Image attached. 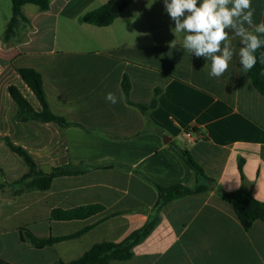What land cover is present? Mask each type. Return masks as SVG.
I'll return each mask as SVG.
<instances>
[{
	"label": "crops",
	"instance_id": "0c3cea01",
	"mask_svg": "<svg viewBox=\"0 0 264 264\" xmlns=\"http://www.w3.org/2000/svg\"><path fill=\"white\" fill-rule=\"evenodd\" d=\"M49 1L44 11L33 3L23 5L28 20L20 22L8 42L0 35V152L10 150V139L33 158H46L35 160L38 170L46 172L80 160L124 165L58 176L47 190L18 193L20 186L11 183L19 178L8 180L3 167L2 181L8 184L0 189V257L15 264L71 261L95 243L123 240L149 215H158V224L134 247L133 257L117 264H264V221L244 229L214 186L156 211L158 191L143 177L163 185L195 186L194 171L171 142L189 150L216 186L264 203V95L242 70L241 38L227 30L233 56L228 70L216 78L209 74L210 60L183 48L188 33L173 31L163 0H129L108 26L86 23L83 16L110 0ZM252 9L254 25L264 22V0H252ZM173 40L175 47L170 46ZM21 67L42 74L55 113L90 131L18 120L9 85L26 91L39 108L17 72ZM125 75L134 102L150 103L155 89H161L148 122L125 100ZM109 92L116 95V104L106 100ZM38 125L50 132L40 133ZM94 203L104 209L87 218H52L55 208ZM22 226L38 236L86 232L36 249L20 240Z\"/></svg>",
	"mask_w": 264,
	"mask_h": 264
},
{
	"label": "trees",
	"instance_id": "16d2710c",
	"mask_svg": "<svg viewBox=\"0 0 264 264\" xmlns=\"http://www.w3.org/2000/svg\"><path fill=\"white\" fill-rule=\"evenodd\" d=\"M113 1L114 0H110L105 4L89 10L84 14L83 21L86 23H93L98 26L110 25L119 15V13H113L111 11V5ZM27 3L38 5L42 11L49 9L50 6L49 0H12V16L7 24L3 36L5 42H8L12 38V35L15 33L20 22L28 20V18L22 12V6ZM257 35L261 34L257 33ZM261 38L264 39V35H261ZM262 53H264V46L258 49L255 53L257 56V63L254 68L248 71V75L256 89L264 95V63H262L260 60ZM17 72L29 89L35 94L39 103V108H36L18 86L14 84L9 85V94L17 105L16 118L18 120L23 122L30 120L53 122L61 127L81 126L82 128L90 131V129L86 126L78 122L70 121L64 116L55 113L51 109L47 94L44 89L43 77L39 71L32 67H21L17 69ZM122 89L126 102L131 106L137 107L147 118L148 122L149 112L157 106L158 96L161 93V89H155L151 102L147 104L134 102L131 99V82L128 75H125L122 79ZM6 144L9 149L13 153L20 156L28 166L27 172L21 178L11 183V185L20 186V188L17 190V193L34 189L47 190L51 187L53 180L58 176L84 173L86 171L100 167L108 168L116 165H124L118 162L90 163L86 160H80L79 162L70 161L67 164L57 165L49 172H46L38 170L35 159L25 147L14 143L10 139L6 140ZM169 144L180 154L187 165L194 171L197 182L193 187L182 183L163 185L152 178L143 175V177L158 191V200L154 206V210L160 211L165 205L173 200L186 197L194 193L207 191L211 189L212 186H214L215 191L221 197L231 203L244 229H250L256 220L264 221V203L261 200L255 198L251 194L229 193L224 191L220 186H216V180L206 173L202 165L199 164V162L193 157L189 150L180 148L171 142ZM239 167L242 171V160L239 162ZM0 175L5 177V170L1 163ZM7 184V181L0 182V189H3ZM103 209V205L99 203L85 204L68 209L55 208L52 210V218L57 220L84 219L98 213ZM159 220L160 217L158 215H149L147 221L141 228L134 230L121 241L98 242L95 243L82 256L74 260H58L49 264H117V262L128 260L134 255V247L143 241L154 230ZM19 232L20 240L22 242L28 243L31 247L36 249H42L46 246H52L58 241L77 237L86 232V229L62 236H38L26 226L20 227ZM0 264L15 263L0 257Z\"/></svg>",
	"mask_w": 264,
	"mask_h": 264
},
{
	"label": "clouds",
	"instance_id": "9594fccd",
	"mask_svg": "<svg viewBox=\"0 0 264 264\" xmlns=\"http://www.w3.org/2000/svg\"><path fill=\"white\" fill-rule=\"evenodd\" d=\"M163 2L165 11L175 23L173 31L188 33L183 38V48L194 52L197 57L211 61V77H221L228 70L232 60L233 52L227 43L228 29L234 30L244 44L239 50L243 72L247 73L255 67V53L264 46V39L261 38V35H264V22L254 25L252 0H202L199 4L198 0ZM245 24L254 27V31H249ZM175 43L173 40L170 46L175 47ZM260 60L264 63V53L261 54ZM105 98L112 104L117 103L116 95L111 92L107 93Z\"/></svg>",
	"mask_w": 264,
	"mask_h": 264
},
{
	"label": "rangeland",
	"instance_id": "374dc122",
	"mask_svg": "<svg viewBox=\"0 0 264 264\" xmlns=\"http://www.w3.org/2000/svg\"><path fill=\"white\" fill-rule=\"evenodd\" d=\"M12 16V0H0V35L4 36L7 22L9 21L10 17ZM15 35V33L12 35V37ZM26 90V89H23ZM27 95V92H23ZM29 98V97H28ZM14 129V128H13ZM37 129V126L34 128ZM38 130L40 133L46 134L47 132H50V128L44 126L41 127L38 125ZM34 159L37 160H45L44 157H34ZM0 161L3 167L6 170V178L9 180H15L17 178L22 177L28 170V166L23 161V159L18 156L17 154L13 153L12 151L8 150L5 152H0ZM3 180V177L0 176V181Z\"/></svg>",
	"mask_w": 264,
	"mask_h": 264
},
{
	"label": "water",
	"instance_id": "95a60500",
	"mask_svg": "<svg viewBox=\"0 0 264 264\" xmlns=\"http://www.w3.org/2000/svg\"><path fill=\"white\" fill-rule=\"evenodd\" d=\"M129 0H114L111 5V11L113 13H119L123 10L125 5L128 3ZM164 140L166 143L170 141V137L167 134H164Z\"/></svg>",
	"mask_w": 264,
	"mask_h": 264
}]
</instances>
